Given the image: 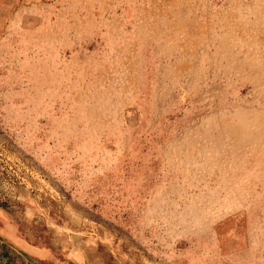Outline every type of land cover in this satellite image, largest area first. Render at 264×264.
<instances>
[{
	"label": "rangeland",
	"instance_id": "rangeland-1",
	"mask_svg": "<svg viewBox=\"0 0 264 264\" xmlns=\"http://www.w3.org/2000/svg\"><path fill=\"white\" fill-rule=\"evenodd\" d=\"M0 264H264V0H0Z\"/></svg>",
	"mask_w": 264,
	"mask_h": 264
},
{
	"label": "trees",
	"instance_id": "trees-1",
	"mask_svg": "<svg viewBox=\"0 0 264 264\" xmlns=\"http://www.w3.org/2000/svg\"><path fill=\"white\" fill-rule=\"evenodd\" d=\"M5 257H8V255H7V253H6V251H4V254H3Z\"/></svg>",
	"mask_w": 264,
	"mask_h": 264
}]
</instances>
